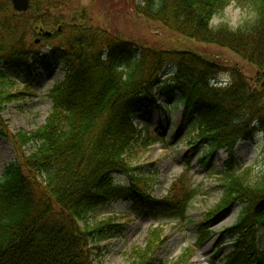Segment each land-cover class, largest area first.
I'll return each mask as SVG.
<instances>
[{"label": "trees", "instance_id": "16d2710c", "mask_svg": "<svg viewBox=\"0 0 264 264\" xmlns=\"http://www.w3.org/2000/svg\"><path fill=\"white\" fill-rule=\"evenodd\" d=\"M230 1L144 0L137 13L187 39L229 49L256 68L253 77L196 52L153 50L79 25L76 19L84 12L75 8V0H32L25 14H18L10 0H0V111L31 94L41 42L33 37L52 43L54 60L66 70L50 92L53 106L45 126L28 140L34 151L23 153V143L12 140L17 160L0 180V264H95L99 244L123 233L113 221L92 222L99 208L114 202H130L155 220L187 219L198 190L173 187L170 197L155 199L148 194V178L134 165L159 141L136 126L134 116L148 113L163 92L179 97L186 116L195 118L208 155H227L223 197L199 226L201 240L209 223L240 204L229 230L233 251L227 264H264L259 236L264 170L251 181L246 172L235 174L239 143L264 135V0H243L256 13L243 28L212 26ZM224 73L231 79L225 87L217 82ZM19 78H26L21 91L16 90ZM119 176L129 183L121 184ZM149 236L153 239L130 264H155L162 232Z\"/></svg>", "mask_w": 264, "mask_h": 264}, {"label": "rangeland", "instance_id": "374dc122", "mask_svg": "<svg viewBox=\"0 0 264 264\" xmlns=\"http://www.w3.org/2000/svg\"><path fill=\"white\" fill-rule=\"evenodd\" d=\"M143 1L75 0V8L84 12V17L79 15L76 23L102 28L116 40H131L159 51H192L228 64L230 68L237 67L249 77L256 74L255 67L229 49L187 39L159 22L146 20L137 13V6L143 5ZM255 19V10L249 3L231 0L212 26L228 24L236 31ZM35 39L41 42L35 50L36 68L30 75L31 94L5 105L0 111V180L6 167L17 160V148L12 140L16 138L23 143L21 152L34 151V142L28 140L45 126L53 106L50 92L66 75L64 65L53 58L52 43L40 36L33 37ZM227 76L228 73H224L222 78L229 81ZM25 82L26 78H19L16 90H23ZM157 102L148 113L134 116L136 126L147 131L150 138H159L135 162L136 173L148 178V194L155 199L170 197L173 187L176 191L181 187L196 189L198 195L190 204L184 221L155 220L150 212H138L132 203L124 201L99 208L92 222L113 221L123 227V233L100 243V250L93 251V260L95 264H130L135 252L146 249L153 239L150 233L157 229L162 232V243L153 256L155 264H227V257L233 251L229 230L241 213L240 204L229 207L224 215L209 223L204 240L199 234V226L207 223L222 200L227 155L225 151L212 156L207 154L199 139L198 123L195 118L186 116L179 97L163 92L157 94ZM236 154L240 167L235 174L246 172L244 176L248 181L256 180L264 170V135L258 134L253 141L239 143ZM117 180L123 185L129 183L126 176H119ZM259 236L260 249L264 252V226Z\"/></svg>", "mask_w": 264, "mask_h": 264}, {"label": "water", "instance_id": "95a60500", "mask_svg": "<svg viewBox=\"0 0 264 264\" xmlns=\"http://www.w3.org/2000/svg\"><path fill=\"white\" fill-rule=\"evenodd\" d=\"M18 13H27L31 8V0H10Z\"/></svg>", "mask_w": 264, "mask_h": 264}]
</instances>
